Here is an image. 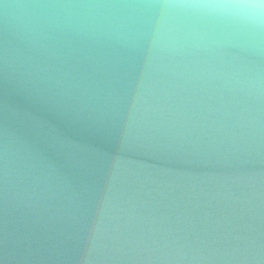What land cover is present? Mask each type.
I'll use <instances>...</instances> for the list:
<instances>
[{
  "label": "water",
  "instance_id": "95a60500",
  "mask_svg": "<svg viewBox=\"0 0 264 264\" xmlns=\"http://www.w3.org/2000/svg\"><path fill=\"white\" fill-rule=\"evenodd\" d=\"M151 0H0V264H264V52L160 59Z\"/></svg>",
  "mask_w": 264,
  "mask_h": 264
},
{
  "label": "clouds",
  "instance_id": "9594fccd",
  "mask_svg": "<svg viewBox=\"0 0 264 264\" xmlns=\"http://www.w3.org/2000/svg\"><path fill=\"white\" fill-rule=\"evenodd\" d=\"M147 39L162 60L211 70L228 50L264 52V0H151Z\"/></svg>",
  "mask_w": 264,
  "mask_h": 264
}]
</instances>
